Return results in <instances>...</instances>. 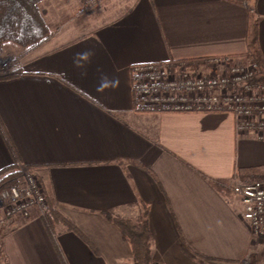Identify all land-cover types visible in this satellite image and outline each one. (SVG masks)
Returning a JSON list of instances; mask_svg holds the SVG:
<instances>
[{
    "label": "crops",
    "instance_id": "1",
    "mask_svg": "<svg viewBox=\"0 0 264 264\" xmlns=\"http://www.w3.org/2000/svg\"><path fill=\"white\" fill-rule=\"evenodd\" d=\"M64 1L71 17L53 27L41 6L49 39L3 46L18 72L0 78V172L31 166L64 220L0 217V264H134L105 212L138 220L145 207L155 264H247L255 235L232 184L264 167V138L239 133L230 112L139 109L131 68L250 62L249 2ZM252 7L264 57V0Z\"/></svg>",
    "mask_w": 264,
    "mask_h": 264
},
{
    "label": "built area",
    "instance_id": "2",
    "mask_svg": "<svg viewBox=\"0 0 264 264\" xmlns=\"http://www.w3.org/2000/svg\"><path fill=\"white\" fill-rule=\"evenodd\" d=\"M81 1L92 7L103 0ZM1 53L0 49L3 76L11 73V58ZM257 72L256 63L230 56L214 57L200 66L185 60L139 63L131 68L134 100L148 112H230L239 133L251 131L264 138V84L254 81ZM232 190L244 205L243 218L252 233L264 239V179L235 180ZM50 209L44 186L32 170L23 171L18 182L0 192V217H29L34 212L44 217Z\"/></svg>",
    "mask_w": 264,
    "mask_h": 264
},
{
    "label": "trees",
    "instance_id": "3",
    "mask_svg": "<svg viewBox=\"0 0 264 264\" xmlns=\"http://www.w3.org/2000/svg\"><path fill=\"white\" fill-rule=\"evenodd\" d=\"M249 2L250 26L248 45L249 51L246 56L250 61L258 66V72L254 81L264 84V57L259 44V17L253 9L256 0H246ZM45 0H0V49L3 46L12 45L22 49V52L30 51L39 46L53 35L47 20L45 19L41 6ZM17 56L11 58V73L0 76L6 78L16 75L15 69ZM188 64H193L187 60ZM12 173L4 176L5 170L0 172V192L10 185L18 182L23 171L32 170L31 166L24 165L19 161L8 169ZM238 175L244 182L264 179V167H251L239 170ZM147 209L144 208L142 216L138 220L114 217L110 212H105L106 216L112 219L122 230L126 240L130 242L133 249L134 264H155L152 249L153 234L150 230L147 219ZM47 226L54 225L56 221L64 220L62 214L54 207L44 218Z\"/></svg>",
    "mask_w": 264,
    "mask_h": 264
},
{
    "label": "rangeland",
    "instance_id": "4",
    "mask_svg": "<svg viewBox=\"0 0 264 264\" xmlns=\"http://www.w3.org/2000/svg\"><path fill=\"white\" fill-rule=\"evenodd\" d=\"M72 1H73V3L77 2V0H75V1L72 0ZM48 2H49L48 7L46 10H44V13H45L46 19L49 21V24L52 27L56 24L63 23L66 19L71 17V14L68 11H65L63 9H62L63 10L62 11L60 9V7H61L60 3L65 2L64 0H59V1L48 0ZM85 6H87V5H85ZM94 6H96V5H94ZM88 7H91V6H88ZM14 47L16 49H19L20 51H22V49L18 48L17 46H14ZM1 54H2L3 58H6V56L3 53H1ZM14 56H17V55H12V57H14ZM246 260H247V264H264V239H257L255 236V244L252 247L251 253Z\"/></svg>",
    "mask_w": 264,
    "mask_h": 264
}]
</instances>
